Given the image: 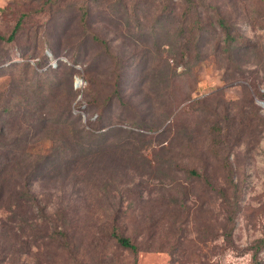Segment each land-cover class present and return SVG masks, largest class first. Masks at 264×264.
Wrapping results in <instances>:
<instances>
[{
  "label": "rangeland",
  "instance_id": "1",
  "mask_svg": "<svg viewBox=\"0 0 264 264\" xmlns=\"http://www.w3.org/2000/svg\"><path fill=\"white\" fill-rule=\"evenodd\" d=\"M32 1L0 0V32L10 30L21 6L29 11L24 26L32 31L37 24L39 36L50 32L51 48L43 49L38 43L35 49L36 42L29 38L23 43L20 35V45L27 48L5 46L11 60L35 66L42 51L48 58L46 66L52 68L75 60L74 72L59 74L54 87L58 104H69L84 128L92 125L97 131L110 132L93 145L95 151L76 158L66 169L59 170L54 163L53 170L50 164L43 183L39 174L31 182L41 203L54 213L62 190L71 191L70 182L60 185L61 176L75 181L66 225L72 244L85 252L84 257L66 261L60 247L45 249L38 226H27L29 238L36 243L22 255V264H36L38 253L42 264H100L99 260L133 264L134 256L108 236L118 207L123 210L121 229L138 246V264H264V247L255 252V242L264 238V129L260 123L264 97L258 94H264V0H198L204 17L214 19L217 10L211 6H216L257 46L251 42L241 70L225 81L227 62L215 54L212 36L206 33L201 43L206 56L186 73L171 76L168 87L165 83L150 86L148 91L157 99L148 107L143 103L149 92L140 84L142 71L147 61L166 58L163 52L159 59L158 51L167 48L173 27L169 19L160 23L159 13L172 5H177L176 11L183 10V0H78L89 7L85 21L76 4H68L70 0H59L52 14H45L38 1ZM45 21L49 29L43 31ZM92 32L107 44L100 46ZM116 55L130 56L119 91L110 70ZM169 63L174 64L171 59ZM19 70L17 66L0 70V93L11 96L8 91ZM182 70L177 67L176 73ZM122 94L131 107L119 103ZM219 126L222 135L217 145L211 131L217 132ZM40 145L32 151L46 152L49 143ZM173 157L198 174L167 169L166 161ZM53 173L59 174L54 183ZM6 215L0 208V219ZM47 249L57 252L47 257L48 262L43 259Z\"/></svg>",
  "mask_w": 264,
  "mask_h": 264
},
{
  "label": "trees",
  "instance_id": "2",
  "mask_svg": "<svg viewBox=\"0 0 264 264\" xmlns=\"http://www.w3.org/2000/svg\"><path fill=\"white\" fill-rule=\"evenodd\" d=\"M36 1H38L41 11H44L45 14H52L58 6L59 0ZM183 2L185 4L183 10L176 11L177 5H172L159 13L158 21L161 23L169 19L173 27L172 31H169L170 33L167 30L170 39L167 48L158 51L159 59L163 52H166V58L162 62L147 61L143 68L140 84L146 86L147 93L150 86L155 88L156 85L165 83L168 87L170 82L168 79L171 76L186 73L197 61L206 56L201 49V43L206 33H210L212 36L215 54L222 55L221 59L227 62L223 65L226 71L225 81L235 77V73L241 70L240 64L251 46L252 41L245 39L234 22H229V18L220 14L216 6H211L217 11L214 13V19H209L208 16L204 17L202 5L198 4V0H183ZM25 4L26 2L22 3V5ZM68 4H76L75 7L80 11L82 20H86L89 7L84 1L70 0ZM28 17L29 11L20 6L10 30L0 32V43H3L0 65L7 63L0 67V70L10 71L16 66L20 68L14 75L15 82L11 83L8 91L11 96L8 97V95L0 93V208L7 212L6 217L0 219V264L23 263L22 255L28 253L30 244L36 243V240L29 238L30 234L26 231L27 226H38V236L41 237L45 249L53 245L55 248L60 247L65 254L66 261H74L78 256L84 257L85 252H79L78 246L75 243L72 244L71 235L66 225L68 222L67 207L72 202L69 197L72 196V187L75 185V181L73 179L68 181L65 176H61L60 185L68 186L70 182L71 191L62 190L54 213L48 212V204L41 203L40 198L32 190L31 182L34 176L39 174L41 176L40 183H43L47 176L46 172L50 170V164L53 170H55L54 163H58L59 170L66 169V165L76 158L95 151L96 147L93 145L108 137L110 132V130L97 131L99 128L92 125H89V128H84L79 120V115L72 114L69 104L66 107L58 104L59 97L57 92H54V87L59 74L63 70L74 72L72 64L75 60H72L71 64L59 63L56 68H52L46 66L48 58L43 51L38 61L35 62V66L28 61L17 63L11 60L5 46L17 45L20 48H27V46L20 45V41H22L20 35L25 40L23 43H28L29 38L36 42L35 49H37L38 43L43 45V49L51 48V38L50 35L48 36L50 32L39 36L37 24L32 26L33 30L30 31V27L24 26L27 25ZM42 26L43 31L45 28L49 29L48 21H45ZM91 36L100 46L104 43L107 44L106 40L95 32H92ZM252 43L253 47L257 46L256 42ZM129 59L130 56H113L110 70L113 74L115 91H119L118 85ZM169 59L174 64L171 65ZM42 66H46L45 70L39 71L38 67ZM177 67H183V70L176 73ZM230 69L233 72H229ZM157 93L162 95L159 91ZM258 94L264 97L262 92ZM155 95L156 93L153 96ZM118 99L119 103L132 106V103L126 100L125 94H122ZM156 99L152 98L149 92L143 99V103L148 107ZM160 99L162 101V98ZM260 123L264 129V119L261 117ZM69 124L72 127H68ZM215 124L218 126L217 122ZM217 130V132L211 131V140L218 145L220 142L216 141L222 135L220 134L222 126H219ZM128 132L133 133L134 131L128 130ZM117 136L118 134L115 135V137ZM44 141L49 143L46 152L32 151L34 146H38L40 149V144ZM166 164L167 169L176 167L183 169L184 172L198 174L194 168L182 164L181 160L174 157L168 159ZM58 175V173L50 175L53 183L57 182ZM120 209V207L117 208L113 214L112 222L108 225V236L121 248L128 250L134 256L133 264H138L135 260L138 246L129 235H126L119 224L123 215V210ZM23 236L27 238H23ZM35 246H39V244ZM263 247L264 238H260L255 242V252ZM53 252L57 254L56 250H45L44 261L48 262V256L53 258ZM35 256L37 257L36 264H42L39 253ZM97 259L99 260V258ZM99 263L109 264L106 260H99Z\"/></svg>",
  "mask_w": 264,
  "mask_h": 264
},
{
  "label": "water",
  "instance_id": "3",
  "mask_svg": "<svg viewBox=\"0 0 264 264\" xmlns=\"http://www.w3.org/2000/svg\"><path fill=\"white\" fill-rule=\"evenodd\" d=\"M262 104H264V101H261Z\"/></svg>",
  "mask_w": 264,
  "mask_h": 264
}]
</instances>
